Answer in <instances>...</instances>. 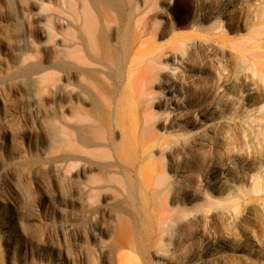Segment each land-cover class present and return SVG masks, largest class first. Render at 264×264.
<instances>
[{"label": "rangeland", "instance_id": "374dc122", "mask_svg": "<svg viewBox=\"0 0 264 264\" xmlns=\"http://www.w3.org/2000/svg\"><path fill=\"white\" fill-rule=\"evenodd\" d=\"M119 195L127 264L264 257V0H0V264H116Z\"/></svg>", "mask_w": 264, "mask_h": 264}, {"label": "bare ground", "instance_id": "6f19581e", "mask_svg": "<svg viewBox=\"0 0 264 264\" xmlns=\"http://www.w3.org/2000/svg\"><path fill=\"white\" fill-rule=\"evenodd\" d=\"M216 61L218 62L219 65H222L224 59L216 55ZM228 130L229 129L227 122L219 121L217 119H212L208 127H206L204 131L198 133L195 136V140L198 141L200 144H205L211 138L220 136L221 139L229 143L231 136ZM225 169L226 171L231 172L233 171V166L229 165ZM110 181H111L110 178L104 177L99 183H95L91 185L89 184L85 186V190L83 194L88 203L86 206L87 208L89 209L93 208V206L89 203V199L91 195L94 193H101L102 191L106 190L108 188V184L110 183ZM222 183L227 186H230V183L226 177H224ZM128 192L132 194L133 191L128 190ZM120 197H122V195L113 198L117 202V206L119 207V209L115 210L118 227L115 229L113 233L114 242L110 246L113 249L112 254L114 256L115 263L127 264L128 250H132L138 244V239H139L138 222H140V219H138L137 208H135L131 219L124 218L121 215L123 211L126 210L127 207H129V204L127 202L126 197L123 199H120ZM263 205H264V195L256 198L255 200L245 201L244 209H243L244 211L242 212V215L240 214L237 215V221H236L243 228L244 231L251 232V227H249L247 224L248 220L254 219V217H256V211H258V209L261 208V206ZM89 209H87L88 213L91 212ZM169 218L170 217L168 214L162 215V219H164V222H167ZM226 230L229 231L230 228H226ZM11 232H12L11 227L7 225L5 227L6 236L8 237L11 234ZM110 246L109 248L111 250ZM238 254L242 259L246 261L247 264H264L263 256L253 257L249 255L250 254L249 252L242 249H238Z\"/></svg>", "mask_w": 264, "mask_h": 264}]
</instances>
